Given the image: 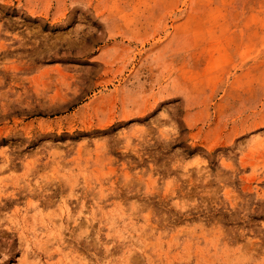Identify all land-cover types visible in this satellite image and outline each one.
I'll list each match as a JSON object with an SVG mask.
<instances>
[{
  "label": "rangeland",
  "instance_id": "obj_1",
  "mask_svg": "<svg viewBox=\"0 0 264 264\" xmlns=\"http://www.w3.org/2000/svg\"><path fill=\"white\" fill-rule=\"evenodd\" d=\"M0 264H264V0H0Z\"/></svg>",
  "mask_w": 264,
  "mask_h": 264
}]
</instances>
